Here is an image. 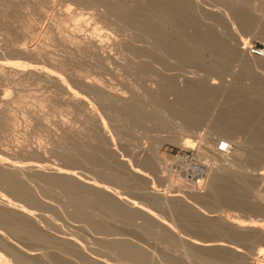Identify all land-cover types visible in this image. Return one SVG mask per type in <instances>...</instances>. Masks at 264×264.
Listing matches in <instances>:
<instances>
[{
	"label": "rangeland",
	"instance_id": "rangeland-1",
	"mask_svg": "<svg viewBox=\"0 0 264 264\" xmlns=\"http://www.w3.org/2000/svg\"><path fill=\"white\" fill-rule=\"evenodd\" d=\"M73 33L105 39L107 55L73 42ZM252 44L264 45V0H0V108L8 92L13 101L0 121V155L11 152L23 167L64 163L142 208L39 174L36 194L50 206L32 193L22 195L28 204L0 182L8 197L0 196V264H264L261 234L214 219L225 211L264 225V65L248 56ZM218 134L216 149L227 140L238 153L219 173L205 147ZM22 144L46 147L47 157L23 154ZM11 204L23 207L22 218L37 208L20 221ZM4 225L21 230L13 236ZM212 237L239 252L192 241Z\"/></svg>",
	"mask_w": 264,
	"mask_h": 264
},
{
	"label": "bare ground",
	"instance_id": "bare-ground-1",
	"mask_svg": "<svg viewBox=\"0 0 264 264\" xmlns=\"http://www.w3.org/2000/svg\"><path fill=\"white\" fill-rule=\"evenodd\" d=\"M154 5V4H153ZM156 6V5H155ZM163 7V6H162ZM162 11H163V9H162ZM158 12V11H157ZM162 13V12H161ZM160 13V14H161ZM151 15V14H150ZM157 15H158V13H157ZM159 16V15H158ZM160 19V18H159ZM158 21V20H157ZM163 21V20H162ZM152 22H153V20H152ZM151 22V24H153ZM148 25V24H147ZM151 26V25H150ZM152 27V26H151ZM152 28H154V27H152ZM155 29V28H154ZM74 34V33H73ZM72 34V35H73ZM80 34V33H79ZM75 35V34H74ZM87 35H85V37H84V35H82V36H80V35H75L72 39H73V42L74 41H79L78 43H80V42H82L84 45H86L87 47H90V48H92V49H90L89 48V50H93V48L95 49V50H97L98 52H100L102 55H107V53H108V49H107V47H108V44L105 42V39H103V38H101L100 36H96L95 35V37H93V36H87ZM83 45V46H84ZM86 46H85V48H86ZM35 48H37V47H35ZM35 48H33V49H35ZM32 48L31 49H28V48H23V51L25 52V53H31V52H33V51H35V50H33ZM94 50V51H95ZM242 51H244V52H246V47H243L242 48ZM37 52V51H36ZM99 53V54H100ZM250 58H253L254 59V62L256 61V60H259V62H257V65L258 66H260V65H264V58L263 57H259V58H257V57H252V56H254V55H252V56H250V54L248 55ZM260 60H262V61H260ZM255 65V64H254ZM257 67V66H256ZM264 67V66H263ZM260 68H262V67H260ZM264 69V68H263ZM10 92H8L6 95H4V97L2 98V102L5 104V107L3 106V108H0V121H2L5 117H6V114L8 113L7 111H8V108H7V106L9 107L10 105H11V103L13 102L12 101V97L10 96ZM16 99V98H15ZM14 99V100H15ZM16 101V100H15ZM129 101V100H128ZM125 102H127V101H125ZM123 104H124V102H122ZM130 103V102H129ZM128 103V104H129ZM7 105V106H6ZM121 105V104H120ZM1 106V105H0ZM131 106V105H130ZM127 107H128V105H127ZM10 109V108H9ZM11 110V109H10ZM13 111V110H12ZM11 111V112H12ZM43 115V114H42ZM7 116H8V114H7ZM37 116H38V114H37ZM8 117H11V115L10 116H8ZM40 117V116H39ZM33 118V117H32ZM26 119V118H25ZM8 120V119H7ZM6 120V121H7ZM10 120V119H9ZM30 120V119H29ZM40 121V120H39ZM65 122V121H64ZM66 123V122H65ZM65 123H63L62 125H63V128L62 129H64L65 130V132H67L68 131V129H66L67 128V126H68V124L69 123H67V126H66V124ZM88 125V124H87ZM91 125V124H90ZM51 126V125H50ZM82 126V125H81ZM48 127V126H47ZM70 127H72V126H70ZM28 128V127H27ZM13 129V128H12ZM75 129V128H74ZM72 130V129H71ZM70 130V131H71ZM84 130V129H83ZM69 131V132H70ZM73 131V130H72ZM64 132V131H63ZM90 132H91V130H90ZM89 132V135L91 134ZM217 132V131H216ZM215 132V133H216ZM72 133V132H71ZM81 133H82V131H81ZM87 133V132H86ZM64 134V133H63ZM67 134V133H66ZM99 134V133H98ZM103 134V133H102ZM3 135V134H2ZM7 135V134H6ZM27 135V134H26ZM68 135V134H67ZM92 136H93V134H91ZM99 135H101V132H100V134ZM109 136V134H107V133H104L103 135H102V138H103V140L104 141H107V142H110L111 141V139L108 137ZM216 135V134H215ZM62 136V138H61V140L57 137V140L59 139V143H60V141H62V139H65V135H61ZM92 136H89V137H92ZM221 134H218V136H212V137H209V139L207 140V144L209 145V147L208 146H205V147H207V148H209V151H211L212 152V156H213V159L216 161H214V163L217 165H215L216 166V168H215V172H222V171H226L228 168H231V166L233 165V163H234V161H236L235 159H234V157H236V155L238 154L237 153V151L236 150H234V148L232 149V151H231V153H229V154H225V153H223L221 150H219V148L218 149H216L215 148V144H216V142L218 141V139H220L221 138ZM64 137V138H63ZM93 137H95V136H93ZM6 138V137H5ZM56 138V137H55ZM67 138V137H66ZM76 138V137H75ZM229 138V137H228ZM231 139V138H230ZM6 140V139H5ZM66 140V139H65ZM72 140V139H71ZM236 140V139H235ZM67 141V140H66ZM42 143V142H41ZM62 143H66L65 141L63 142L62 141ZM68 143V142H67ZM231 143V142H230ZM38 144V143H37ZM40 144V143H39ZM206 144V145H207ZM27 145H29V144H27ZM27 145L26 144H24V146H23V144H22V146L23 147H27ZM44 145V144H43ZM63 146H64V144H62ZM108 145H110V144H108ZM240 145V144H239ZM33 145H29V147H32ZM45 146H47V145H45ZM50 146V145H49ZM58 146H60V145H58ZM111 146V145H110ZM23 147H21L22 149H23V152L21 151V150H19V152H22L23 154H25V152L27 151V152H29V153H33L32 155H39L38 157H47V150L44 148V146H42V145H37V146H34V147H32V148H28V149H24ZM62 147V146H61ZM109 147V146H108ZM111 147H113V146H111ZM110 147V150L112 149ZM62 148H64V147H62ZM116 148V147H115ZM16 149V148H15ZM19 149V148H18ZM18 149H17V152H18ZM6 150V149H5ZM59 150V149H58ZM93 150V149H92ZM114 150V149H113ZM12 151V150H11ZM61 151V150H60ZM69 151V150H68ZM87 151H89V150H87ZM115 151V150H114ZM207 152L206 153H208V149L206 150ZM233 151H235V153H236V155H235V153H234V155H233ZM3 152V151H2ZM5 152V151H4ZM3 152V153H4ZM62 152V151H61ZM61 152H59V153H61ZM66 152V151H65ZM107 152H108V150H107ZM113 151H111V153H112ZM9 153L11 154V152H8V155H9ZM21 153V154H22ZM102 153V152H101ZM104 153V152H103ZM110 153V154H111ZM115 153L117 154V152L115 151ZM121 153V152H120ZM0 154H2V153H0ZM13 154V153H12ZM15 154V153H14ZM13 154V155H14ZM19 154V153H18ZM22 154V155H23ZM30 154V155H31ZM108 154H109V152H108ZM113 154H114V152H113ZM5 155L6 156H8L7 155V153H5ZM12 155V156H13ZM17 154H15L14 156H16ZM31 155V156H32ZM6 156H3V155H0V182H2L1 183V186H2V184L3 185H6V187L8 188H10L11 190H13V191H10V193L11 192H19L20 193V197L23 195H26V194H28L29 196L31 195L30 193H32V195H34V194H38V189L36 188V186H34V185H36V183H38L39 184V182H36L35 184H34V177H36V176H33L32 174H39V175H42V176H46L48 179H50V178H53V179H55L54 181L56 182L57 180L58 181H61V187H66L67 185L69 186V184L71 185V184H73V183H75V184H77L78 186L79 185H81V187L80 188H82L83 189V187L84 186H86V189H88V191L87 190H85V191H87V192H90L89 190L91 189V191H93V190H97L98 192H101L103 195H105L106 196V198H107V196H109V197H111L112 198V202L114 203V201H118V203H120L121 204V207H124V204H125V206L127 205L126 203H129V202H127V201H129V199H126L127 201H125L124 202V200H123V198L121 197V196H118L116 193H117V190H116V193H113V191L111 192V190H109V189H105L104 187H103V185H102V183H99V181L97 180V179H95V178H92V177H90L89 175H86V173H83V172H79V171H75L76 170V168H75V170H73L74 169V167H71L70 165V167H68L66 164H64V163H62V164H64V165H66V166H64V165H62V164H59V165H52V164H42V165H35L36 163H34V165L32 166L31 164V166H29V167H27V165H25L26 167H23V166H21V165H17V164H14V163H12V162H10V160L6 157ZM11 156V155H10ZM18 156V155H17ZM20 156V155H19ZM49 156V155H48ZM109 156H111V155H109ZM114 156H116L117 157V155H114ZM209 156H210V153H209ZM239 156V155H238ZM28 157V155L26 156V158ZM36 157V156H35ZM15 158V157H14ZM31 158H33V157H31ZM43 158V159H44ZM119 158V157H118ZM40 159V158H39ZM40 160H42V158L40 159ZM49 159H47L46 158V161H48ZM93 160V159H92ZM107 160V159H106ZM16 161V160H15ZM43 161H45V159L43 160ZM45 161V162H46ZM65 161V160H64ZM89 161V160H88ZM94 161V160H93ZM122 161V160H121ZM124 163L126 162V161H123ZM91 163V162H90ZM120 163V162H119ZM118 163V164H119ZM126 164V163H125ZM128 164V163H127ZM236 164V163H235ZM123 165V164H122ZM238 167V166H237ZM67 168V169H66ZM246 168V167H245ZM251 168V167H250ZM130 169V168H129ZM206 169V168H205ZM213 169H214V167H213ZM244 169V168H243ZM252 169V168H251ZM230 170V169H229ZM233 170H235V169H233ZM245 170H247V169H245ZM231 171L232 170H230V173H231ZM236 171V170H235ZM210 172V171H209ZM247 172V171H246ZM255 173V172H254ZM98 174V173H97ZM236 174V173H235ZM247 174V173H246ZM210 175H211V173H210ZM98 176V175H97ZM233 176V175H232ZM242 177V176H241ZM210 178V177H209ZM44 179H46L45 177H44ZM48 179H46L45 181L47 182V180ZM53 179H50V181H53ZM41 180V179H40ZM211 180V179H210ZM49 181V180H48ZM57 181V182H58ZM102 181V180H101ZM244 181V180H243ZM42 183V182H41ZM59 184H60V182H58ZM105 183V182H104ZM49 184V183H48ZM56 184V183H55ZM64 184H65V186H64ZM76 185V186H77ZM82 185H83V187H82ZM105 185H107V184H105ZM1 186H0V191H1ZM38 186V185H37ZM39 186H40V184H39ZM39 186H38V188H39ZM55 186H59L58 184L57 185H55ZM73 186H74V184H73ZM76 186H74L75 187V189H79V187H77L76 188ZM41 187V186H40ZM60 187V188H61ZM69 187H72V186H69ZM69 187H67V189L69 188ZM87 187H90V188H87ZM108 187V186H107ZM3 188H5V186H3ZM209 188V187H208ZM40 189V188H39ZM41 189H42V187H41ZM41 189L39 190V191H41ZM111 189V188H110ZM113 189V188H112ZM205 189V188H204ZM43 190V189H42ZM80 190V189H79ZM201 190V189H200ZM6 191H8L9 192V190L8 189H6ZM71 191V190H70ZM96 191V192H97ZM115 191V190H114ZM2 192V191H1ZM5 192V191H4ZM42 192V191H41ZM96 192H94V193H91L90 195H93V194H96ZM97 192V193H98ZM123 192V191H122ZM260 192V191H259ZM19 193H16V194H18V196H17V198L19 197ZM121 193V192H120ZM201 193V192H200ZM203 193H205V192H203ZM264 193V192H263ZM9 194V193H8ZM15 193H14V195H16ZM36 194V195H37ZM43 194V193H42ZM41 193L39 194V195H42ZM119 194V193H118ZM121 194H123V193H121ZM1 195H4V194H2L1 193ZM0 195V196H1ZM7 195V194H6ZM6 195H4L3 197H5V198H8ZM39 195H37L36 197H38V198H40L39 199V201H38V199H37V201L40 203V201H41V196H39ZM98 195V194H97ZM103 195H98V197L100 196L101 197V200H102V198H103ZM165 195V194H164ZM164 195H162V196H164ZM167 195V196H166ZM165 196L167 197V200H166V202L168 201V203H169V200L170 199H168L169 198V196H171V195H168V194H166ZM12 195H10L9 197H11ZM23 196L21 197L22 199H24L23 198ZM96 196V195H95ZM164 196V197H165ZM263 196H264V194H263ZM2 197V196H1ZM12 197H15V196H12ZM11 197V198H12ZM25 197V196H24ZM27 197L28 196H26V198L24 199L25 201H28V204H29V200H30V198H29V200L27 199ZM50 197V196H49ZM109 197H108V201L110 202V199H109ZM124 197V196H123ZM16 198V197H15ZM21 198H20V201H21ZM33 199L35 198V197H32ZM105 198V199H106ZM125 198H127V197H125ZM4 199V198H3ZM19 199V198H18ZM32 199V200H33ZM44 199H45V197H43V201H44ZM104 199V200H105ZM114 199H116V200H114ZM164 199V198H163ZM166 199V198H165ZM2 199H0V201H1ZM5 200V199H4ZM3 200V201H4ZM16 200V199H15ZM14 200V201H15ZM46 200V199H45ZM114 200V201H113ZM172 200H173V198H172ZM185 200V199H184ZM14 201H13V203H14ZM31 201V200H30ZM37 201H35V199H34V202H37ZM48 201V200H47ZM47 201H45L46 203H48ZM100 201V200H99ZM8 202H11L10 201V198L8 199ZM8 202H6L5 203V205L6 204H8V205H10ZM17 202V201H16ZM23 202V201H22ZM45 202H43V204H45ZM52 202V201H51ZM130 202H132L133 203V201H130ZM1 203V202H0ZM31 203V202H30ZM33 203V202H32ZM38 203V204H39ZM4 204V203H3ZM14 204H16V203H14ZM20 204H21V202H20ZM20 204H18V205H20ZM27 204V205H28ZM35 205H37V203H34ZM34 204H32V205H34ZM42 203H40V205H41ZM42 204V205H43ZM106 204H108V203H106ZM120 204L118 205V207L120 206ZM122 204H123V206H122ZM135 204V203H134ZM134 204H133V207L131 206V205H128V209L130 210V208L132 207V209L131 210H133V208H137L138 207V205H136L135 207H134ZM13 204H11V211L10 212H15V213H17L20 209H22L21 207H20V209H19V207H18V211H17V207H16V205H15V207L14 206H12ZM31 205V206H32ZM48 205V204H47ZM112 205H114V204H112ZM20 206H22V205H20ZM23 206H26V205H23ZM39 206V205H38ZM45 206V205H44ZM48 206H50V202H49V205ZM48 206H46V207H48ZM111 206V205H110ZM129 206H130V208H129ZM226 206V205H225ZM6 207V206H5ZM5 207H3L2 206V204H0V215L1 214H4V208ZM29 207V206H28ZM35 207L36 206H34V208L33 207H31V210H29V211H27V212H29V216H32V213H31V211H32V208H33V210L35 209ZM56 207V206H55ZM170 207H172V206H170ZM215 207H217V206H215ZM10 208V207H9ZM8 208V209H9ZM24 208H26V207H24ZM37 208V207H36ZM198 208V207H197ZM224 208V207H223ZM227 208V207H226ZM225 208V209H226ZM229 208V207H228ZM5 209H7V208H5ZM28 209H30V208H28ZM27 209V210H28ZM137 209H141L142 210V208H137ZM207 209V208H206ZM10 210V209H9ZM9 210H7V211H9ZM24 209H22V210H20V212L21 211H23ZM135 210V209H134ZM145 210V209H144ZM143 210V211H144ZM145 211H147V210H145ZM144 211V212H145ZM202 211V210H201ZM212 211V210H211ZM210 211V212H211ZM215 211H217V210H215ZM5 212H6V210H5ZM148 212V211H147ZM224 212V213H223ZM221 214H218V216H216L215 218L214 217H209V219L210 218H214V219H225V220H232L233 222H235V223H237V224H239V225H246L247 226V228L250 230V233H251V231L252 232H254V233H258V234H261L262 235V239H263V242L262 243H264V225H262V224H259L257 221H254V220H249V221H245V220H241V219H235V218H232V216L231 215H229L228 213H225V211H223ZM12 213H9L8 212V214L7 213H5L6 215H12ZM24 213V212H23ZM26 213V212H25ZM30 213H31V215H30ZM34 214H35V212H33ZM146 213V212H145ZM203 213H204V211H203ZM208 213V212H207ZM207 213H206V218H207ZM18 214V213H17ZM37 214V213H36ZM34 215V216H36L37 217V215ZM97 214V213H96ZM147 214V213H146ZM4 216L3 215V217H6L5 219L3 218V219H1V220H5V222H4V224H6L7 223V225L8 226H10L12 223L14 224V221H11L10 219H13L14 220V217L12 218H10V216H9V221H11L10 222V225L8 224L9 222H6V219H8V217L7 216ZM19 215H22V214H18V216ZM23 215H25V214H23ZM22 215V216H23ZM39 215V214H38ZM203 215H205V213L203 214ZM213 215V214H212ZM212 215H210V216H212ZM216 215V214H215ZM214 215V216H215ZM235 215V214H234ZM13 216H17V215H13ZM17 216V217H18ZM28 215L26 214V217H27ZM28 216V217H29ZM33 216V217H34ZM238 216V215H237ZM245 216V215H244ZM20 217L21 216H19V220L21 221L22 219H25L24 217L22 218L21 217V219H20ZM27 217V218H28ZM41 217V216H40ZM39 217V219H42V217L40 218ZM103 217V216H102ZM176 217V216H175ZM239 217V216H238ZM241 218H242V215L240 216ZM248 217V216H247ZM32 218V217H31ZM97 218V217H96ZM18 219V218H17ZM30 219V218H29ZM28 219V221H30ZM33 219H36L35 217L33 218ZM39 219H36V220H38L39 221ZM205 219V218H204ZM15 220H16V218H15ZM18 220V221H19ZM27 220V219H26ZM26 220H23V221H25V226L27 227V225H26ZM173 220V219H172ZM206 220V219H205ZM19 221V222H20ZM34 220H32V221H30L31 222V224L32 225H35V224H33L32 222H33ZM41 221V220H40ZM44 221V220H43ZM42 221V222H43ZM207 221V220H206ZM16 222H17V220H16ZM35 222V221H34ZM37 222V221H36ZM41 222V224H39V226L40 225H42V224H44V223H42ZM179 222V221H178ZM219 222H221V221H219ZM227 222V221H226ZM2 223V222H1ZM0 223V224H1ZM169 223L171 224V222L169 221ZM229 223V222H228ZM13 224H12V226H13ZM22 224H23V222H22ZM28 224V223H27ZM30 224V223H29ZM166 224V223H165ZM213 224V223H212ZM2 225H3V223H2ZM6 225V226H7ZM17 225V223L15 224V226ZM19 225L20 226H22V227H24L23 225H21V223H19ZM168 225V224H167ZM229 225H231L230 223H229ZM232 225H233V223H232ZM232 225H231V228H232ZM5 225H4V227L3 228H5V230H7L6 228L8 227H6ZM12 226H10V228L12 227ZM14 226V227H15ZM19 226V227H20ZM28 226H30L31 227V225H28ZM37 227H38V225H36ZM43 226V225H42ZM45 226V225H44ZM169 226V225H168ZM171 226V228H168V230H170V231H179V230H177V229H179L180 228V226H178V224L175 222V220L173 221V224L172 225H170ZM2 227V226H1ZM14 227H13V230H11V231H16V229L18 230V231H20L21 229V227L18 229V228H16V229H14ZM18 227V226H17ZM33 227V226H32ZM31 227V228H32ZM179 227V228H178ZM223 227V226H222ZM228 228H229V226H227ZM226 227V228H227ZM238 227V226H237ZM236 227V228H237ZM240 227V226H239ZM238 227V228H239ZM243 227V226H242ZM35 227H33V229H34ZM225 228V227H224ZM37 229V228H36ZM39 229H40V227H39ZM221 229V228H220ZM233 229H235L234 227H233ZM3 230V229H2ZM1 230V231H2ZM10 230V229H9ZM9 230H7L8 231V233L9 232H11V231H9ZM209 230H211V229H209ZM208 230V231H209ZM240 230V232H241V229H239ZM243 230V229H242ZM248 230V231H249ZM4 231V230H3ZM2 231V234L4 233ZM17 231V232H18ZM226 231V230H225ZM173 232V233H174ZM217 232V231H216ZM223 232H224V230H223ZM229 232V231H228ZM227 232V233H228ZM230 232L232 233L233 231L232 230H230ZM229 232V233H230ZM236 232V231H235ZM243 232V231H242ZM6 233V232H5ZM12 234H13V236L16 234V232H11ZM191 233V232H190ZM226 233V232H225ZM244 233H245V229H244ZM243 233V234H244ZM246 233H247V231H246ZM249 233V234H250ZM1 234V233H0ZM176 234H177V232H176ZM213 234V233H212ZM233 234V233H232ZM236 234V233H235ZM243 234H242V237H245L246 235H248V236H251V235H249V234H244V236H243ZM4 235H7V234H4ZM223 235V234H222ZM224 235H226V234H224ZM231 235V234H230ZM237 235V234H236ZM12 236V235H11ZM178 236H180V234L178 235ZM197 236V235H196ZM220 236V235H219ZM239 236V235H238ZM238 236H236V237H238ZM241 236V235H240ZM8 238H9V236H7ZM61 237V236H60ZM63 237V236H62ZM61 237V238H62ZM118 237V236H117ZM210 237V236H209ZM1 238V237H0ZM3 238V237H2ZM58 238H59V236H58ZM57 238V239H58ZM60 238V239H61ZM114 238V237H113ZM187 238V237H186ZM196 238V237H195ZM202 238V237H201ZM214 237H212L211 239L212 240H206V242H198V241H195V240H192L193 242H194V246H196V244H198L196 247H202L203 249H212V250H216L217 251V249H224V251H226V250H229V252L230 251H238L237 249H240V248H237V247H239V246H237L236 247V245L234 246L233 244H229L228 242L227 243H225L226 241H220L218 238L217 239H213ZM221 238V237H220ZM4 239H7V238H4ZM69 238H66L65 240H68ZM123 239V238H122ZM125 239V238H124ZM224 239V238H223ZM232 239V238H231ZM238 239V238H237ZM236 239V240H237ZM240 239V238H239ZM243 239V238H242ZM254 239H256V238H254ZM262 239H257V240H259V241H261ZM9 240V239H8ZM62 240H63V238H62ZM71 240V239H70ZM75 240V239H74ZM120 240V239H119ZM187 240V239H186ZM191 240V239H190ZM225 240V239H224ZM227 241H228V239H226ZM232 240H234V239H232ZM245 240H246V238H245ZM256 240V241H257ZM58 241H60V240H58ZM69 241V240H68ZM73 241V240H72ZM71 241V242H72ZM112 241V240H111ZM110 241V242H111ZM122 241V240H121ZM123 241H125V240H123ZM122 241V242H123ZM131 241H133V240H131ZM188 241V240H187ZM192 241H190V244L193 246V244L191 243ZM248 241V240H247ZM246 241V242H247ZM252 241V240H251ZM259 241H257V243L259 242ZM126 242H129V241H126ZM244 242V241H243ZM253 242V241H252ZM113 243V242H112ZM116 243V242H115ZM67 244H68V242H67ZM74 244V243H73ZM76 244V243H75ZM117 244V243H116ZM115 244V245H116ZM120 244V243H119ZM123 244V243H122ZM128 244H130V243H128ZM127 244V245H128ZM132 244V243H131ZM130 244V245H131ZM184 244V243H183ZM185 244H186V242H185ZM189 244V245H190ZM242 244V243H241ZM259 244V243H258ZM258 244H256V245H258ZM76 245H78V243L76 244ZM126 246V245H125ZM129 246V245H128ZM134 246H136V245H134ZM138 246V245H137ZM142 246V245H141ZM250 246V245H249ZM123 247V246H122ZM139 247V246H138ZM144 247V246H143ZM189 247V246H188ZM188 247H185V248H188ZM261 247V246H260ZM140 248H142V247H140ZM184 248V247H183ZM263 248V247H262ZM124 249V248H123ZM122 249V250H123ZM131 249V248H130ZM143 250H144V248H142ZM141 249V250H142ZM146 250V249H145ZM182 250V249H181ZM243 250V249H242ZM251 250H253V249H251ZM256 250V249H255ZM120 251V250H119ZM138 251V250H137ZM199 251V250H198ZM201 251H203V250H201ZM200 251V252H201ZM220 251V250H219ZM222 251V250H221ZM257 251V250H256ZM123 252V251H122ZM129 252H130V250H129ZM129 252H127V254L129 253ZM144 252V251H143ZM183 252V251H182ZM193 251H188V253H192ZM205 252V251H204ZM212 252V251H211ZM239 252V251H238ZM258 252V251H257ZM124 253V252H123ZM142 253V252H141ZM144 253H146V252H144ZM150 253H152V252H150ZM154 253H156V252H154ZM172 253H174L173 251H172ZM177 253V252H176ZM185 253V252H184ZM188 253H187V251H186V255L187 256H189V255H191V254H189L188 255ZM216 253V252H215ZM212 254V253H211ZM226 254V253H225ZM262 254H264V249H260V252H259V255H262ZM150 255V254H149ZM170 255V254H169ZM193 255V254H192ZM251 255V254H250ZM125 256V255H124ZM147 256V255H146ZM154 256L155 255H153V258H154ZM186 256V257H187ZM214 256V255H213ZM220 256V255H219ZM218 255H217V257H219ZM230 256V255H229ZM145 257V256H144ZM172 257V256H171ZM182 257H184V256H182ZM215 257V256H214ZM243 257H244V255H243ZM248 258H249V256H247ZM251 257V256H250ZM264 257V256H263ZM130 258V257H129ZM139 258V257H138ZM190 258V257H189ZM197 258V257H196ZM200 258V257H199ZM216 258V257H215ZM223 258V257H222ZM124 259V258H123ZM126 259V258H125ZM144 259V258H143ZM155 259H157V258H155ZM181 259H183V258H181ZM214 259V258H213ZM224 259V258H223ZM244 259V258H243ZM263 259V258H262ZM137 260V259H136ZM193 260H195V259H193ZM200 260V259H199ZM204 260V259H203ZM215 260L216 259H214L213 261H214V263H215ZM220 260V259H219ZM248 260V259H247ZM175 261V260H174ZM184 261V260H183ZM188 261V260H187ZM198 261V260H197ZM225 260H223V262H224ZM241 261V260H240ZM132 262V261H131ZM152 262V261H151ZM168 262V261H167ZM176 262V261H175ZM208 262V261H207ZM216 262H218L217 260H216ZM226 262V261H225ZM224 262V263H225ZM251 262V261H250ZM179 263V262H178ZM162 264V263H161ZM166 264V263H165ZM175 264H177V263H175ZM191 264V263H190ZM204 264V263H203ZM217 264V263H216ZM228 264V263H227ZM234 264V263H233ZM241 264V263H240Z\"/></svg>",
	"mask_w": 264,
	"mask_h": 264
},
{
	"label": "built area",
	"instance_id": "built-area-1",
	"mask_svg": "<svg viewBox=\"0 0 264 264\" xmlns=\"http://www.w3.org/2000/svg\"><path fill=\"white\" fill-rule=\"evenodd\" d=\"M248 52L251 55L263 57L264 58V45L258 46V45H250L248 46ZM219 150H221L225 154L231 153L233 146L232 144L227 140H222L218 145Z\"/></svg>",
	"mask_w": 264,
	"mask_h": 264
}]
</instances>
